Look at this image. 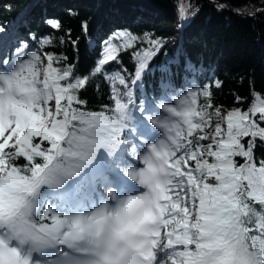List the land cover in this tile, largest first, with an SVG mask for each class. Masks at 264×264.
Masks as SVG:
<instances>
[{"label":"snow or ice","instance_id":"1","mask_svg":"<svg viewBox=\"0 0 264 264\" xmlns=\"http://www.w3.org/2000/svg\"><path fill=\"white\" fill-rule=\"evenodd\" d=\"M190 8L180 0L178 28ZM8 35L0 27V264H98L113 245L103 218L121 197L144 198L150 158L163 161L166 186L150 240L126 264H264V93L215 106L222 81L180 54L153 63L167 40L149 32L115 30L84 75L78 58L45 51L53 33L11 49ZM97 78L111 103L90 110L81 93Z\"/></svg>","mask_w":264,"mask_h":264},{"label":"trees","instance_id":"2","mask_svg":"<svg viewBox=\"0 0 264 264\" xmlns=\"http://www.w3.org/2000/svg\"><path fill=\"white\" fill-rule=\"evenodd\" d=\"M184 2L191 4L189 14L199 11L178 28L180 0H0V27L9 34L7 49L14 47L17 40L26 39L29 32L53 33L57 46L45 51L62 52L69 63L78 58L80 75L88 73L99 55L100 42L115 30L149 32L167 40L153 63L163 61L165 53L180 54L181 65L186 57L204 69V76L222 81L221 88H212L215 106L225 110L239 106L235 96L250 100L253 88L264 93V0ZM221 5L223 10H218ZM69 10L75 15L70 16ZM45 19H59L61 29L55 32L44 23ZM82 22H87L86 33ZM69 29L71 40L77 41L75 48L65 35ZM60 36L65 38L63 45L59 44ZM122 59L131 71L130 56L125 54ZM96 83H100V91L95 89ZM81 98L90 110H100L111 103L108 88L99 78L81 93ZM255 155L257 160L264 159V147L258 146Z\"/></svg>","mask_w":264,"mask_h":264},{"label":"clouds","instance_id":"3","mask_svg":"<svg viewBox=\"0 0 264 264\" xmlns=\"http://www.w3.org/2000/svg\"><path fill=\"white\" fill-rule=\"evenodd\" d=\"M142 163L147 169L141 185L144 198L130 201L128 196H124L121 203L110 205L103 225L105 232L112 233L113 245L98 264H126L128 255L140 252L150 240L148 233L155 227L150 222L160 189L166 186L167 176L163 161L150 158Z\"/></svg>","mask_w":264,"mask_h":264},{"label":"rangeland","instance_id":"4","mask_svg":"<svg viewBox=\"0 0 264 264\" xmlns=\"http://www.w3.org/2000/svg\"><path fill=\"white\" fill-rule=\"evenodd\" d=\"M7 45H10V43L8 42Z\"/></svg>","mask_w":264,"mask_h":264}]
</instances>
